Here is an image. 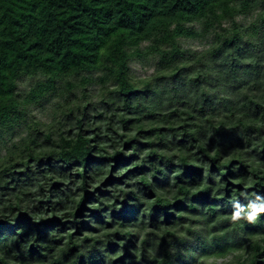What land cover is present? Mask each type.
Segmentation results:
<instances>
[{"label": "trees", "instance_id": "1", "mask_svg": "<svg viewBox=\"0 0 264 264\" xmlns=\"http://www.w3.org/2000/svg\"><path fill=\"white\" fill-rule=\"evenodd\" d=\"M253 206L264 0H0V264H264Z\"/></svg>", "mask_w": 264, "mask_h": 264}, {"label": "rangeland", "instance_id": "2", "mask_svg": "<svg viewBox=\"0 0 264 264\" xmlns=\"http://www.w3.org/2000/svg\"><path fill=\"white\" fill-rule=\"evenodd\" d=\"M231 259V257H228L227 259H222V260H219L218 261V264H224V263H228L229 262V260Z\"/></svg>", "mask_w": 264, "mask_h": 264}, {"label": "clouds", "instance_id": "3", "mask_svg": "<svg viewBox=\"0 0 264 264\" xmlns=\"http://www.w3.org/2000/svg\"><path fill=\"white\" fill-rule=\"evenodd\" d=\"M253 207H254L253 215L255 214V211H256V210H258V211H264V206H261L259 209H255V206H253ZM248 218L251 219L252 216L250 215Z\"/></svg>", "mask_w": 264, "mask_h": 264}, {"label": "snow or ice", "instance_id": "4", "mask_svg": "<svg viewBox=\"0 0 264 264\" xmlns=\"http://www.w3.org/2000/svg\"><path fill=\"white\" fill-rule=\"evenodd\" d=\"M238 215V214H237Z\"/></svg>", "mask_w": 264, "mask_h": 264}]
</instances>
